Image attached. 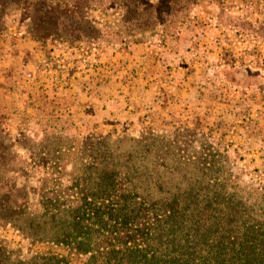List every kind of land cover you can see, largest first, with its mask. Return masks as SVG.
<instances>
[{
	"label": "rangeland",
	"instance_id": "rangeland-1",
	"mask_svg": "<svg viewBox=\"0 0 264 264\" xmlns=\"http://www.w3.org/2000/svg\"><path fill=\"white\" fill-rule=\"evenodd\" d=\"M176 3L185 6L175 8ZM143 19L141 31L136 24ZM146 41L170 52L189 50L191 41L212 45V54L204 50L210 55L206 61L219 56L223 68L213 73L229 87L240 84L238 72H243L248 88L243 102L249 107L240 103L225 114L229 119L234 114L248 135L225 125L216 139L203 121L183 126L179 120L137 117L132 110L125 118L120 73L129 64L132 44ZM231 132H237V142L229 140ZM242 133L248 137L239 138ZM88 138L107 140L109 157L121 165L128 161L119 170L154 172L152 163L166 159L168 165L158 172H167L170 180L194 169L180 164L183 159H211L209 173L224 178L226 192L239 201L236 216L251 215L264 232V203L255 204L254 196V188L264 194V0H8L0 5V259L5 256L0 264L47 251L65 254L32 235H42L45 195L70 194L72 184L85 191L94 187L83 179L93 172L85 162L93 153ZM79 175L83 178L75 180Z\"/></svg>",
	"mask_w": 264,
	"mask_h": 264
},
{
	"label": "trees",
	"instance_id": "trees-1",
	"mask_svg": "<svg viewBox=\"0 0 264 264\" xmlns=\"http://www.w3.org/2000/svg\"><path fill=\"white\" fill-rule=\"evenodd\" d=\"M145 23L138 21L136 28L144 30ZM84 141L93 148L85 161L93 172L75 180L88 179L94 187L85 191L72 184L70 194L45 195L39 215L42 235H32L65 254L36 253L14 259V264H264L261 226L247 213L236 216L239 201L226 192L224 178L209 173L211 159H183L180 164L194 169L170 180L167 172H158L168 165L164 158L152 161L154 172L123 171L119 168L128 161L121 165L110 158L107 140ZM173 180L172 185L166 182ZM254 189L255 204L264 203V194Z\"/></svg>",
	"mask_w": 264,
	"mask_h": 264
},
{
	"label": "crops",
	"instance_id": "crops-1",
	"mask_svg": "<svg viewBox=\"0 0 264 264\" xmlns=\"http://www.w3.org/2000/svg\"><path fill=\"white\" fill-rule=\"evenodd\" d=\"M177 40L182 43L180 34ZM190 46L189 50L179 48L170 52L167 46L151 45V41L132 44L127 54L129 64L123 66L120 73L124 93L118 97L121 98L125 118L132 110L137 117L158 122L179 120L183 126H191L196 120L203 121L209 125L208 129L213 128L216 139L225 132V125L238 132L244 129L248 135L249 128L238 126L234 114L230 119L225 114L235 112L248 96L243 72H238L240 84L229 87L213 73L215 68L217 72L223 68L218 64L219 56L216 54L215 60L206 61L210 55H205L204 50L208 52L212 45L206 47L202 42L191 41ZM123 59V63L127 62L126 58ZM244 104L249 107V103ZM207 114L212 116L206 118ZM210 119L215 123L208 121ZM231 133L229 140L237 142V132ZM247 135L244 137L242 133L239 138H247Z\"/></svg>",
	"mask_w": 264,
	"mask_h": 264
}]
</instances>
